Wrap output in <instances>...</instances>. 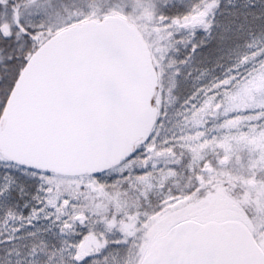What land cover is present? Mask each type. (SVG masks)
<instances>
[{
    "label": "snow or ice",
    "instance_id": "6c2138e0",
    "mask_svg": "<svg viewBox=\"0 0 264 264\" xmlns=\"http://www.w3.org/2000/svg\"><path fill=\"white\" fill-rule=\"evenodd\" d=\"M0 264H264V0H0Z\"/></svg>",
    "mask_w": 264,
    "mask_h": 264
}]
</instances>
